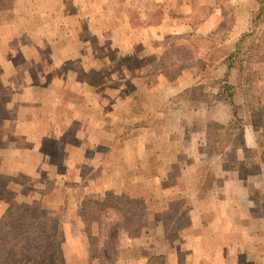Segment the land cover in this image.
I'll return each mask as SVG.
<instances>
[{"label":"crops","instance_id":"0c3cea01","mask_svg":"<svg viewBox=\"0 0 264 264\" xmlns=\"http://www.w3.org/2000/svg\"><path fill=\"white\" fill-rule=\"evenodd\" d=\"M52 1L42 0L41 10H50ZM130 1L85 0L83 3L82 0H59L57 9L65 13L71 9L76 11L63 25L121 27L120 33L110 30L112 37L107 39L106 43L109 44L101 54L85 52L86 59L104 55L110 65L106 69L97 66L94 69L92 62H86L83 66L76 64L75 69L71 67L73 70L65 69L61 65L63 59L77 63L76 59L82 57L79 54L82 39L72 31L67 34L62 30L52 32V46L48 45L47 39L39 41V51L33 54L36 62L30 64L37 65L41 52L56 64L49 68L47 63L35 66L37 72L51 73L58 68L67 75L77 74L78 71L79 74H109L110 82H100L102 85L97 84L96 87L90 85L91 89L88 90L92 94L84 97L79 95L78 83H63L65 89L76 92L75 96L69 100L62 97L55 99L53 112L59 113V107L64 106H72L73 112L72 109L67 111L63 127H51L41 132V138L58 139V158L44 152L38 155L39 141L34 139L29 151V154L35 152L33 164L10 170L13 181H16L15 172L28 177L32 195L19 196L15 184L7 187L15 192L17 200L30 202L38 199L43 205V189L31 178L29 171L41 170L46 166L49 168L50 165L62 168L57 175L58 182L71 185L67 201L69 211L59 216L70 242L67 253L66 247H61L63 253L67 254L65 264H91L82 227L90 224L91 234H98L99 230L96 221L82 219L80 207L85 200L102 199L107 191L132 198L141 197L145 204L134 236L129 234L131 231L127 228L117 226L115 264H148L158 255L165 260L167 258L169 264H264V135L259 132L253 117L237 113L241 130L238 134L233 130L231 139L226 141V126L233 118L232 103L237 109L243 100L241 94L239 100L233 99V96L228 100L214 99L215 79L217 85L222 81L225 83L230 73L231 83H227L235 85L234 75L240 71L239 67L237 69L226 59V53L216 52L214 44L217 39L212 34L224 20L222 6L225 7L226 2L230 4V0H134L139 5L137 9L148 10L144 12L146 14L153 15L154 12L149 13L152 8L162 10L157 20L147 19L136 24L130 18ZM233 4L238 14L231 22V36L225 38L227 42L234 35L247 31L250 27L249 12L257 11L259 6L258 0H233ZM203 7H211L212 10L205 18L200 17L194 22L192 10L199 12ZM84 9L93 12L91 21H82L79 11ZM137 13L140 15L143 11ZM99 34L101 36L102 32ZM172 35H183L181 40L185 43L188 37L196 35V43L200 47L195 56L198 62L180 69L179 75L171 80L164 76V70L152 68V59L155 60L165 51L168 43L164 39ZM103 38L100 39L102 42ZM113 42L120 43L116 50ZM115 58L120 60V65L114 66ZM126 73H134L139 79L135 84L143 98L136 103V110L132 93L124 92L126 82L122 80L114 86V75ZM149 74V84L140 81L141 75ZM196 74L203 77L193 76ZM155 83L166 89V99L188 88H193V93L199 90L198 94L202 95L197 101L200 103L199 109H194L189 98L192 92L189 97L183 94V98H178L182 99L184 107L179 113L177 108L173 113L160 110L159 105L150 108L146 88ZM35 84L43 87L41 83ZM117 86L119 91H123L120 96H98V88L114 90ZM179 100L177 103H180ZM52 101V98L48 99V102ZM84 105L94 109L92 117H83L81 107ZM115 108L125 113L124 131L116 135L112 127ZM213 124L218 125L214 132L210 126ZM115 138L118 144L114 146ZM88 150L91 151L89 155ZM23 163L26 164V160ZM151 165H161V168L153 170ZM90 170L95 171L94 176L88 174ZM16 183L22 187L20 181ZM0 205L1 214L6 203L0 200ZM183 206L190 218L187 226L174 224V221L180 220L175 212L184 210ZM171 213H174L173 217L168 220ZM68 219H74L73 229H67L70 226ZM171 233L176 234L177 239L170 241L168 235Z\"/></svg>","mask_w":264,"mask_h":264},{"label":"rangeland","instance_id":"374dc122","mask_svg":"<svg viewBox=\"0 0 264 264\" xmlns=\"http://www.w3.org/2000/svg\"><path fill=\"white\" fill-rule=\"evenodd\" d=\"M20 1L21 0H19V2L18 0H14L9 8L0 11V83L9 88V91L3 95V100L7 108L10 110L9 119L2 124L0 131V184L5 186L15 184L17 186L18 195L21 197H28L32 195V185L29 184L30 181L28 177L23 176V174H16L15 172L16 181H13L12 178H10V170L18 169L20 165L33 164L32 156L35 152L32 151L33 153L29 154V151H31L34 139L39 141L37 146L39 149V152H37L39 153L38 155H40V152H44L50 154L51 157L55 156L58 158V139L41 138V132L43 129L49 130L51 127H63L65 125L63 118L67 115V111L72 109L73 112L72 106L59 107V113L53 112L56 108L55 99L62 97L69 100L75 96L74 93L76 92L65 89L63 83L69 81L78 83V88L81 91L79 95L84 97L92 94V92L88 90L91 89L92 85L96 87L97 84L102 85L100 82L106 84L110 82L109 74H92L89 72H82L79 74L78 71L77 74L67 75L58 68L51 73H43L42 70H39L38 72L35 71V66L47 63L49 68L50 66H54V63L56 64L55 61L49 60L45 53L41 52L38 55V60L40 61L37 62V65L36 63L34 66L30 64L34 61L36 62V58L33 54L34 52L39 51V41L47 39L48 45L52 46V32L54 30L56 33L59 30H62L67 34L72 31L75 36H81L82 40L79 46L81 53L79 54L82 55V57L76 59L77 63H71L70 60L62 58L63 63L61 65H63L65 69L69 68L70 70H73L72 68L75 69L76 64L83 66L86 62H92L94 69L95 66L106 69L110 64H107L104 55H98L96 58L89 57L86 59L85 52L88 51L90 54L93 52L101 54V51H105L106 44H109L106 43L107 39L112 37V35L109 34L110 30L118 31V33H120L119 31H121V27L91 24H82L79 26H74L73 24L63 25L70 20L69 18L73 16L76 11L71 9L68 10L69 13H65L63 12L64 10L57 9L56 7L59 6V0H53L52 8L46 12L41 10L42 0ZM82 2L84 3L85 0H82ZM230 2V4H227L228 2H226L225 7L222 6L221 12L224 20L212 34L214 35V39H217L214 44V46H216V52L222 54L226 53L228 57L226 59L234 57L232 63L237 69L240 67V73L238 72V75H234V77H236L233 81L235 85L228 83L231 85L230 88L224 87L227 82L231 81L229 80L231 79L230 73L227 74L225 83L222 81L217 85V79H215V98H213H225L228 100V97L233 96V99L235 98V100H239V94H241L243 101L241 104L239 103L237 105L236 111L238 115H249L253 117V120L256 122L257 126H259V132L264 135V13L259 19H256V10L250 11L248 15L250 19V27L247 31L242 32L239 35H234L232 40L227 42L225 41V38L231 36L229 33L232 28L231 22L233 21L234 16L238 14V11L233 4V0H230ZM130 3V18L133 24L147 19L150 21L157 20L160 12H162L160 8H152L149 13L154 12V14H146L144 12H148V10L137 9L139 5L136 4L134 0H131ZM211 10V7H203L199 12L192 10L191 17L194 22H197L201 19L200 17L205 18ZM139 11H143V14L145 15L143 18V14L139 15L137 13ZM79 13L82 14V21H88L91 17L94 18L92 14L93 12L89 9L81 10ZM106 29L109 30L106 31ZM99 30H102L101 36ZM37 35L39 36L38 38ZM101 38H103L104 42L100 40ZM181 38H183V35H172L165 38L164 42L168 43L165 51L155 60L151 58L153 63L152 68L164 70V76L167 77V79L172 80L176 78L179 75L180 69L190 67L195 62H198L195 57L196 51L200 47L198 42L196 43L197 36L194 35L193 38L188 37L187 43H185L184 40H181ZM114 43L116 44V47H114ZM118 45H120L119 42L112 43L115 50ZM80 59L83 60V63H81ZM120 64V60L117 61L115 58L114 66ZM150 76V74L141 75L140 81L149 84ZM193 76L203 77L201 74ZM113 80L115 82L114 86L117 85V82L119 81L123 80V82H126V90L124 92L130 91L132 93L131 95H133L135 103L134 109L136 110L138 108L136 103L143 98L141 90H138V87L135 84V81L139 80L137 75L134 73L115 74ZM89 82H91V84H88ZM35 83H41L43 87H37V84ZM87 85H89V87ZM117 88L118 86L113 88L114 90L111 88L106 90L104 87L101 89L98 88V96H120L123 91H119ZM188 89H185L179 95L173 94L166 99V89L160 84L155 83L152 87L146 88V99L151 103L150 108L159 105L160 110L163 109L169 113H173V110L177 108L179 109L177 111L179 113L184 107L181 104L183 102L182 99L179 100L178 98H183V94H186L189 97L190 92H192V97L189 98L193 102L194 109H199L200 103L197 101L202 98V95L198 94L199 90H196V92L193 93V88L192 90ZM162 92L164 94H161ZM50 98L53 99L52 102H48V99ZM178 100L180 103H177ZM210 100H212V98H210ZM83 103H81V105ZM173 104H175V106H173ZM81 108L83 117L87 119L88 116H93L94 109L86 108L85 105ZM97 109L100 110L99 108ZM114 112L115 118L113 119L114 123L112 124V127L116 135L120 131H124L123 120L125 113L118 108H115ZM27 121L29 124H26ZM107 121L109 127V116ZM234 127H236V125H232L230 127L232 129H226V140L231 139L230 134L233 133V130H235V134L239 133L238 129ZM211 131L214 132L215 129L211 128ZM116 144H118V141L115 138L114 146ZM102 148H105V146H102ZM98 150L100 149L98 148ZM90 152L91 151L88 150L87 155H89ZM118 153L119 152H116L115 154ZM25 160L27 162L26 164L23 163ZM151 166L153 170L161 168V165ZM46 167L33 172L30 170L29 172L31 173V178L35 179L38 182L37 184L43 189V195H45V202L42 205L43 210L51 215L55 214L59 217L63 214L65 215L67 211H69L67 201L69 197V186L71 185H66L65 182H58L59 178L57 175L61 173V167H58V165H50L49 168ZM89 172V175L94 176L95 171L90 170ZM47 174L51 176L46 177ZM17 181L22 183V187L16 183ZM87 206L89 205L85 206L86 209L88 208ZM174 206H171V208ZM183 207L184 210H178V212H175L176 215L180 216V220L174 221V224L177 223L179 225L182 224L187 226L190 218L187 216L188 212L186 211L185 206ZM135 209L138 211L136 214L131 215ZM139 210L140 207L137 205L127 206L121 209L105 208L102 211H97L95 213V216H97L96 222L99 230L98 234H91L89 229L90 224L88 223L82 227V229H84L83 237L87 247L88 258L91 264H115L116 250L114 242L118 236L117 226L127 228V230L131 231L129 234L131 233L130 235L134 236L136 234V229L140 225L141 215H138ZM173 214L174 213H171L167 219H171ZM67 221L70 224L67 229H73L75 227V225H73L74 219H68ZM168 238L170 241H173L177 239V235L171 233L168 235ZM59 240L61 247H66L65 252L67 253L69 251L68 247L70 242L63 229L59 235ZM158 243L160 244L161 242L158 241ZM65 252L63 253L62 251L61 264L66 263L67 254ZM148 264H169V262L167 263V258L166 260L156 258Z\"/></svg>","mask_w":264,"mask_h":264},{"label":"trees","instance_id":"16d2710c","mask_svg":"<svg viewBox=\"0 0 264 264\" xmlns=\"http://www.w3.org/2000/svg\"><path fill=\"white\" fill-rule=\"evenodd\" d=\"M13 2L14 0H0V10L9 8ZM258 2L256 19H259L264 13V0H258ZM233 59L234 57H231L229 60L233 62ZM224 87L230 88L231 85L226 83ZM8 91V86L0 83V131L2 124L9 119L10 110L3 100V95ZM232 107L233 118L226 128L236 125L235 128L239 132L241 124L237 117L236 105L232 103ZM210 126L212 129L218 128V125ZM0 200L6 203L0 214V264H61L62 249L59 235L62 232V223L59 217L45 212L38 199L30 202L17 200L15 192L1 184ZM86 205H89L87 209ZM133 205L140 207L138 212L140 216L145 207L141 197L132 198L125 194L117 195L107 191L100 200L83 201L80 215L83 220L96 221L95 213L97 211H102L105 208L121 209ZM137 211L135 209L131 215L136 214ZM156 258L161 259L162 255H158L154 259Z\"/></svg>","mask_w":264,"mask_h":264}]
</instances>
